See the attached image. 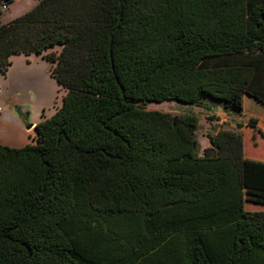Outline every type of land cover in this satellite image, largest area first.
<instances>
[{"label": "trees", "instance_id": "1", "mask_svg": "<svg viewBox=\"0 0 264 264\" xmlns=\"http://www.w3.org/2000/svg\"><path fill=\"white\" fill-rule=\"evenodd\" d=\"M14 1L0 74L37 54L64 95L31 144L0 143V264H264L242 132L200 153L196 114L146 108H264V0H38L2 22Z\"/></svg>", "mask_w": 264, "mask_h": 264}, {"label": "rangeland", "instance_id": "2", "mask_svg": "<svg viewBox=\"0 0 264 264\" xmlns=\"http://www.w3.org/2000/svg\"><path fill=\"white\" fill-rule=\"evenodd\" d=\"M37 1L15 0L3 14L2 22H8L22 15ZM49 69V62L42 56L21 54L12 57V64L6 75L0 74V107L2 109L0 140L19 142L24 137L28 141L26 144H31L32 137L29 138V133L24 132L31 131L27 128L28 124L35 123L42 115L52 116L55 109L61 106L64 92L51 77ZM149 104L146 106L147 109H158L173 114L190 111L196 114L199 118L197 139L200 153L210 144L208 135H214L219 129H235L244 125L248 127L250 123L255 122H259L264 129V108L250 101H246V112L249 115L241 118L217 111V109L208 110L176 101ZM19 119L23 122L20 127L17 126ZM21 132L25 133L24 136ZM33 133L34 130L30 134ZM259 153H264V142L259 147Z\"/></svg>", "mask_w": 264, "mask_h": 264}, {"label": "crops", "instance_id": "3", "mask_svg": "<svg viewBox=\"0 0 264 264\" xmlns=\"http://www.w3.org/2000/svg\"><path fill=\"white\" fill-rule=\"evenodd\" d=\"M217 111L223 112L221 108H218ZM248 115L249 114H247L245 108L243 116L246 117ZM238 117L241 118L242 116H238ZM41 118L35 123H33V125L30 128H28L31 130L30 132L24 131L26 133H29V138L32 136V134L30 133L33 132L35 125L41 121ZM24 122L27 124V121L24 120ZM22 124H23L22 119H19L17 122V126L20 127V125ZM231 130L242 132L244 138L245 209L248 211H263L264 210V153H259V147L264 142V129L262 128L259 122H255V123H250L248 127L244 125ZM24 134L25 133L21 132V135L24 136ZM0 143L12 145V146H23L26 143H28V141L25 140V138L23 137L22 140H20L19 142H14V141L6 142L4 140H0Z\"/></svg>", "mask_w": 264, "mask_h": 264}, {"label": "built area", "instance_id": "4", "mask_svg": "<svg viewBox=\"0 0 264 264\" xmlns=\"http://www.w3.org/2000/svg\"><path fill=\"white\" fill-rule=\"evenodd\" d=\"M4 10H6V7H4ZM2 118V109L0 108V119Z\"/></svg>", "mask_w": 264, "mask_h": 264}, {"label": "water", "instance_id": "5", "mask_svg": "<svg viewBox=\"0 0 264 264\" xmlns=\"http://www.w3.org/2000/svg\"><path fill=\"white\" fill-rule=\"evenodd\" d=\"M33 125V123H29L27 128H30Z\"/></svg>", "mask_w": 264, "mask_h": 264}]
</instances>
